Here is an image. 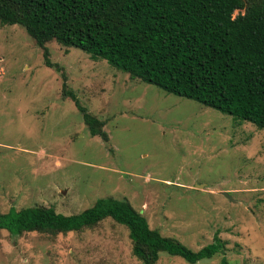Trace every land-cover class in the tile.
<instances>
[{
	"label": "rangeland",
	"instance_id": "rangeland-1",
	"mask_svg": "<svg viewBox=\"0 0 264 264\" xmlns=\"http://www.w3.org/2000/svg\"><path fill=\"white\" fill-rule=\"evenodd\" d=\"M45 47L59 71L44 66L20 26L0 25V225L11 208L69 216L111 197L192 251L216 235L227 264H264V130L130 79L78 49ZM61 74L65 90L102 122L106 142L88 134L62 97ZM0 264L140 262L126 228L106 218L55 235L0 229ZM155 264L188 263L160 253Z\"/></svg>",
	"mask_w": 264,
	"mask_h": 264
},
{
	"label": "trees",
	"instance_id": "trees-1",
	"mask_svg": "<svg viewBox=\"0 0 264 264\" xmlns=\"http://www.w3.org/2000/svg\"><path fill=\"white\" fill-rule=\"evenodd\" d=\"M0 25H18L48 59L46 43L75 48L165 93L264 130V0H0ZM90 136L107 141L102 122L65 90ZM2 215L9 235L77 232L108 218L127 230L130 253L155 264L160 253L195 264L221 254L213 235L196 251L150 229L125 200L104 197L76 215L34 206Z\"/></svg>",
	"mask_w": 264,
	"mask_h": 264
},
{
	"label": "water",
	"instance_id": "water-1",
	"mask_svg": "<svg viewBox=\"0 0 264 264\" xmlns=\"http://www.w3.org/2000/svg\"><path fill=\"white\" fill-rule=\"evenodd\" d=\"M196 187H200V186L197 185ZM220 194L230 200L229 196L225 192H221Z\"/></svg>",
	"mask_w": 264,
	"mask_h": 264
}]
</instances>
